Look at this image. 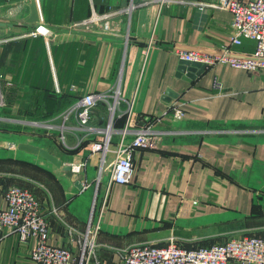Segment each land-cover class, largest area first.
Instances as JSON below:
<instances>
[{"label":"crops","instance_id":"1","mask_svg":"<svg viewBox=\"0 0 264 264\" xmlns=\"http://www.w3.org/2000/svg\"><path fill=\"white\" fill-rule=\"evenodd\" d=\"M34 1L38 23L50 27L54 37L29 35L38 24L27 26ZM170 1L163 8L129 12L131 0H0V137L27 132L32 144L65 165H84L75 174L39 156L0 147V208L6 207L3 191L10 186L33 192L50 217V242L69 247L80 259L79 235L72 240L68 229L85 231L109 171L98 184L100 155L91 154L90 140L81 143L76 116L65 125L61 116L86 94H105L108 102L97 104L90 124L104 129L118 92L122 104L115 129L125 125L126 101L134 102L138 114L160 120L154 146L133 154L131 183L110 189L90 264H120L123 251L138 245L173 243L195 250L264 238V70L251 73L222 64L201 74L181 73L176 54L231 49L249 55L256 43L242 38L241 45L232 44L233 15L212 7L215 0ZM94 12L109 15L120 36L72 29ZM215 80L226 94L213 92ZM175 103L185 113L182 121L163 117ZM25 124L36 128L25 130ZM99 137L97 132L90 136ZM119 138L114 134L112 149ZM114 154H108L104 168H110ZM32 251V241L0 234V264H38Z\"/></svg>","mask_w":264,"mask_h":264},{"label":"built area","instance_id":"2","mask_svg":"<svg viewBox=\"0 0 264 264\" xmlns=\"http://www.w3.org/2000/svg\"><path fill=\"white\" fill-rule=\"evenodd\" d=\"M170 0H131L129 12L137 7L156 5L163 8ZM212 7L231 12L233 19L230 27L234 34L233 45H241V39L246 38L255 41V50L246 55L233 52L231 49L224 50L221 54H209L205 52L176 50V54L183 63H196L206 68L216 65L228 64L233 68L247 72H260L264 70V0H215ZM109 15L93 13L91 20L72 25V29L87 31L92 29L93 33L108 35L114 38L120 36L111 28ZM32 37H54L55 32L47 25L38 23L33 31L29 33ZM213 92L217 95L226 94L223 85L215 80ZM120 94L114 97V104H109L111 118L106 128L94 130L91 121L94 110L99 102H108V95L86 94L77 104L65 111L61 116L64 125L72 119L77 118L80 131L83 134L82 144L90 140L91 154H99L102 170L97 179L98 184L102 182L105 171H109L107 188L104 194L96 192L92 211L87 227L84 232L78 233L69 228V238L74 240L75 234L79 235L78 242L81 244L82 254L80 259L74 257L70 248L50 242L51 223L43 207L42 202L36 194L28 189L17 185L10 186L3 191L6 202L5 208H0V234L16 235L21 243L33 242L31 258L38 264H90L96 257L98 248L97 239L100 232V220L108 202L110 189L113 185H128L131 183L135 167L133 154L137 149L153 147L152 136L155 127L160 120L154 116H142L134 110V102L126 101L123 116L125 125L120 129L114 128V116L120 108ZM175 121L184 120L185 113L177 103L163 114ZM97 132L102 137L91 139V134ZM118 133L120 138L113 147V136ZM61 139L65 140V128L61 129ZM132 137L131 139H128ZM81 144V145H82ZM115 153V159L110 168H104L107 156ZM84 165L74 164L70 166L75 174H80ZM109 169V170H108ZM264 264V238L245 237L232 239L223 244L200 247L195 250H187L171 243L167 247L159 248L153 245L133 246L122 253L120 264Z\"/></svg>","mask_w":264,"mask_h":264},{"label":"water","instance_id":"3","mask_svg":"<svg viewBox=\"0 0 264 264\" xmlns=\"http://www.w3.org/2000/svg\"><path fill=\"white\" fill-rule=\"evenodd\" d=\"M31 18L28 19L27 21V26L31 27L33 25H35L36 23H38L39 21V17L37 14V10H36V4L35 1L32 3V11H31ZM183 67L180 68V72L181 73H185L187 71L191 72V74L194 73H203L206 70L205 66H202L200 64H196V63H183L182 65ZM190 74V75H191ZM192 76H190L191 78ZM17 149L21 152H24L25 154L28 155H32V156H39L40 158H42L43 160H45L46 162H48L49 164L53 165L54 167L58 168V169H63L67 172H71V167L67 166L63 163V161L57 157V155L55 156L54 154L50 153L48 150L41 148L30 144V143H20L17 146ZM80 184V182H79ZM82 188V186H81Z\"/></svg>","mask_w":264,"mask_h":264},{"label":"rangeland","instance_id":"4","mask_svg":"<svg viewBox=\"0 0 264 264\" xmlns=\"http://www.w3.org/2000/svg\"><path fill=\"white\" fill-rule=\"evenodd\" d=\"M22 126H24L25 130H28V131L34 130V128H36V126L34 124H25V125H22ZM17 129H15V130H17ZM62 129H63V127H62ZM16 133L17 134H15V132H10V134L2 135L0 137V147L7 146V148L11 149L10 152H15V154H16V152L19 151L17 149L18 144H20V143H30V144H32L33 141L35 140L33 137L28 138L27 132H25L24 134H21V133H18V132H16ZM60 141L65 143V140L63 141L61 139ZM37 142L38 143H40V142L41 143H47V142L49 143V141H47L45 139H43V140L40 139ZM38 147H40V146H38Z\"/></svg>","mask_w":264,"mask_h":264}]
</instances>
